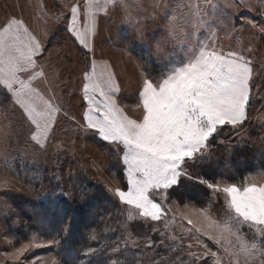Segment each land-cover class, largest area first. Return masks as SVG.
Returning <instances> with one entry per match:
<instances>
[{"label":"snow or ice","instance_id":"snow-or-ice-1","mask_svg":"<svg viewBox=\"0 0 264 264\" xmlns=\"http://www.w3.org/2000/svg\"><path fill=\"white\" fill-rule=\"evenodd\" d=\"M224 9L234 12L244 9L261 19L253 15L233 18ZM117 10L122 13V23L135 31L134 39L148 50L144 66L138 65L141 77L135 107L142 109L141 115L133 118L126 113L118 73L107 60L95 58L86 59L82 71L84 123L69 115L62 104L63 96L55 90L59 84L49 78L46 65L38 62L46 50L41 37L26 21L6 13L0 21V97L18 112V129L26 130L28 141L47 150L62 114L76 124L75 131H91L114 146L117 153H122L126 185L123 188L113 185L107 191L118 205L125 206L128 222L165 221L164 227L168 229L176 219L175 214L166 219L171 212L165 207L169 191L182 178L204 185L216 206L222 205V209L219 214L205 207L197 209L201 217L199 227L187 220L193 225L186 229L193 241L187 245L191 264L209 261L225 264V260L227 264H264V184L250 182L247 177L243 183L225 176L209 179L189 171L209 156L212 141L225 126L240 129L249 118L247 110L254 100L257 71L253 59L245 52L255 49H238L243 45L241 34L245 29L253 30V38L256 34L264 37V0H148L147 6L144 0H84L83 21L80 3L73 4L67 31L87 50L85 57H95L100 14L109 17ZM148 21L152 22L151 27L161 29L158 38L155 33L146 34ZM220 30L226 39L235 34L237 49L225 50L217 43ZM153 62L160 73L155 77L150 71ZM6 115L0 111V119ZM11 130V122L0 127V146L4 152ZM55 178L61 179L58 175ZM10 186V178H0V188ZM59 195L75 198L72 192L63 190ZM22 220L19 217L13 226ZM40 224L27 243L3 253L11 264H48L49 260L50 264H66L58 254L32 255L31 259L26 255L36 249L60 247L63 240L59 235L71 231L70 221L56 229L55 235L48 221L42 220ZM245 227L251 239L245 238L242 231ZM203 238L217 250L213 251ZM91 239L96 240V235L92 234ZM169 239L174 242L166 246L170 250L184 243V237L175 233ZM123 242L125 248L139 246L131 232L123 237ZM147 246L152 247V242ZM194 247L200 250L192 251ZM97 252L98 249L88 247L83 256L93 257ZM112 252L120 253L119 245ZM177 262L186 264L180 256L164 264ZM111 264L119 261L113 260Z\"/></svg>","mask_w":264,"mask_h":264},{"label":"rangeland","instance_id":"rangeland-1","mask_svg":"<svg viewBox=\"0 0 264 264\" xmlns=\"http://www.w3.org/2000/svg\"><path fill=\"white\" fill-rule=\"evenodd\" d=\"M83 2L84 0H0V21H3L6 13L14 14L26 21L35 34L41 37L46 50L38 62L46 65L45 70L49 73V78L55 79L59 84L55 90L63 96L64 108L76 120L84 123L82 115L86 105L81 99L82 71L86 59L93 58L98 61L107 60L114 66L121 85L122 106L128 115L137 118L142 112V109L135 107L141 77L138 65L144 66L148 50L140 41L134 39L135 31L122 23V13L117 10L109 17L100 14L95 57L91 55L85 57L87 50L67 31L71 19L70 8L73 4L80 3L81 22L83 21ZM144 3L147 6L148 0H144ZM224 11L233 18L237 15H253L257 20L261 19L255 13H247L244 9L238 12L232 9ZM57 16H60L59 20ZM151 25V21L145 24L146 34L155 33L158 38L161 29ZM241 36L243 45L238 50L247 47L255 49L251 53L245 52V55L253 59L257 71L254 100L247 110L249 118L240 129L225 126L212 141L209 156L189 171L193 175H202L209 179L219 180L225 176L231 177L234 182L243 183L247 177L250 182L264 184V68H261V64H264V37L256 34L253 38V30L249 29H245ZM217 43L225 50L237 49L235 34L232 39H226L223 30L218 32ZM125 49L128 55H125ZM150 71L154 77L160 74L155 62L151 64ZM0 111L7 114L6 118L0 119V127L12 123L7 151L4 152L0 146V178L11 179L10 187L0 188V264H11L3 253L11 252L22 243H27L30 234L40 228V222L50 220L48 214L51 208L53 209L54 204L61 203L60 201L68 203L66 210L68 218L61 223V227L70 221L73 230L76 227L73 223L76 220L77 223L81 222L80 215H86L90 221L97 220L91 225L82 221L85 224L82 232L85 236L83 234L78 236L83 239L85 237L83 240L85 243H81L79 247L81 257L76 263L73 260L74 264L89 263L91 257L83 256L88 247L98 249L97 255L106 247L109 264L113 260L119 261V264H152L153 261L164 264L177 256L186 264H191L187 245L193 241L190 240L186 229L193 225L200 226L201 217L196 210L205 207L213 214H219L222 209V205L216 206V201L208 189L205 195L202 194L203 198H200L196 187L201 184L182 178L180 183L169 191V200L165 203V207L171 209L166 219H170L173 214L176 217L168 229L164 227L165 221L150 224L141 221L128 222L124 214L125 206L118 205L117 200L107 191V188L113 185L122 188L126 185L122 153H117L114 146L102 141L91 131H75L76 124L60 114L47 150H41L27 140L26 130L18 129V112H14L3 97H0ZM58 144L62 146L57 148ZM242 150L245 153H240ZM242 156H247L248 158H245L247 160L244 161ZM246 163L251 165L244 167L245 171L235 172L236 167L239 165L242 167ZM213 169L216 171L215 175H208ZM57 175L61 177L60 181L56 180ZM182 182L184 185L180 186ZM61 190L72 192L75 198L67 199L60 196ZM103 192L106 194L105 197ZM187 194L192 197L198 194L196 198L199 201L188 198ZM19 217H23V220L13 226ZM188 219L193 221V225L188 224ZM153 228L158 231H153ZM242 231L246 239H251L247 227ZM128 232L137 240L138 247L133 248L129 245L125 248L123 237ZM55 233L56 230H53L52 234ZM173 233L183 236L184 243L175 250H170L166 246L174 243L169 239ZM92 234L96 235V240L91 239ZM67 235L68 233H62L58 238L64 241ZM203 239L213 251L217 250L211 241ZM98 240H101L100 244ZM7 241L12 243L9 244ZM149 242H152V247L147 246ZM117 245L121 252H112ZM61 247L62 245L51 250L36 249L34 253L26 255L31 259L32 255L45 257L58 254V258L65 261L63 257L65 252H69V247H65L63 251L60 250ZM199 250L195 247L192 249Z\"/></svg>","mask_w":264,"mask_h":264},{"label":"trees","instance_id":"trees-1","mask_svg":"<svg viewBox=\"0 0 264 264\" xmlns=\"http://www.w3.org/2000/svg\"><path fill=\"white\" fill-rule=\"evenodd\" d=\"M240 153H245V152H243V150H242ZM241 155H244V154H241ZM241 158H244V161H246L247 159H245V158H248V157L242 156ZM249 165H251V163L250 164L246 163L242 167L239 165L238 167H236L235 172L245 171L244 167L247 168V166H249ZM214 170L215 169H213V171L208 175H210V176L215 175L216 171H214ZM183 185H184V182H182L180 184V186H183ZM196 188L198 190V191L197 190L196 191L199 192L198 194H200V198H203L202 197L203 193L205 195L208 192L207 188L205 186L202 187V185H198ZM102 194H103V197H105V195H106L105 192H103ZM198 194L193 196V197L188 195V194H187L188 196L187 195L186 196L188 198H192L195 201H199V199L196 198L198 196ZM60 202L61 203L54 204L53 209L51 208L50 214H48V215H50V220H48V221H50V224L53 225L52 231L59 229L61 227V223L64 222L68 218L67 211H66L67 207H68V203H64L63 201H60ZM85 216L86 215H80L81 222H79V223H81L80 224L81 226L79 225V223H77L78 221L76 220L73 223L74 225L76 224V227H74L73 230L68 232L66 239H64V241H63V244H62V247L60 250L63 251L65 247H69L68 248L69 252L68 253L65 252V255L63 257L67 264H74V263H76V261L80 260L81 251H80L79 247H80L81 243H83V244L85 243V241H83V240H85V237L83 239V237H79L78 234H80V235L83 234L85 236V233H82L83 229L85 228L84 227L85 224L83 222L87 223L88 225L89 224L91 225L92 222L95 223V221H97L96 219L90 221ZM97 217L100 218V216L98 214H97ZM98 241H99L98 244H100L101 240H98ZM107 251H108V249H106V247H105V249L100 250L98 255L96 254L95 256L91 257V259H89V262H91V264H109L108 259H107ZM73 260H74V263H73Z\"/></svg>","mask_w":264,"mask_h":264}]
</instances>
